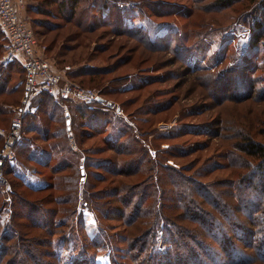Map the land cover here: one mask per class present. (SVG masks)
I'll list each match as a JSON object with an SVG mask.
<instances>
[{
  "label": "trees",
  "instance_id": "trees-1",
  "mask_svg": "<svg viewBox=\"0 0 264 264\" xmlns=\"http://www.w3.org/2000/svg\"><path fill=\"white\" fill-rule=\"evenodd\" d=\"M50 1L60 4L58 13H68L66 18H70L69 22L75 21V27H85L79 34L85 35L87 40L104 38L105 32H99L100 28L107 27L108 21L115 16L114 26L110 27L114 37L125 36L136 40L155 53H171L173 61H179L184 67L187 55L194 50L187 45V38L176 24L147 20L139 27L132 20L125 22L122 17L124 6H119L117 0ZM160 1L154 5L157 4L158 10L166 14L164 17L170 16V12L161 7L180 9L169 2L164 3L165 0ZM208 1L196 0L194 10L203 15L212 8L221 10L239 4L246 7L258 4L262 9V18L254 19L250 26V45L262 43L264 46V0H211L210 4ZM138 4L140 16L152 19L145 9L146 3ZM29 11L47 17V21L33 19L37 29L42 27L40 32H33L44 39L46 50L53 49L63 30L62 24L48 22L54 19V14L44 7L33 5ZM94 11L100 21L98 24L88 23ZM154 14L161 15L158 12ZM158 25L161 28L155 31ZM51 33L53 36L48 38ZM73 34L79 35L69 33L63 38L69 39ZM6 42L5 34L0 31V49L3 43L6 47ZM107 45L109 47L102 46L99 51L105 53L111 50L115 42L110 41ZM124 46L125 42L120 43L117 49ZM262 55L264 52L257 51L242 55L234 70L226 71L217 78L209 72V68H186L185 73L180 74V77L184 76L183 80L193 81L192 91L197 86L200 88L197 95L216 98L215 105L210 104L207 108L214 111L212 132L209 133L212 138L220 139L225 149L231 170L230 177L226 179L203 183L191 174L190 164L175 168L164 162L162 154L157 159L151 157L147 144L141 139L148 135L146 129L132 127L117 114L101 108L72 106L71 127L67 126L66 120L65 133L73 130L72 117L75 113L79 119L86 120V126L91 125L86 127L85 123L81 124L89 128L88 132L82 133L83 137L105 134L103 146L96 153L101 157L98 158L100 165L97 170L102 174L95 173L93 182L86 184L85 188L79 189L75 185L70 190L63 189L64 194L57 196L61 190L56 187V175L73 166V162L77 163V159L81 173L82 159L66 145L59 157L54 143L51 150H42L44 154L48 153V157L41 159L42 155H34L35 143L29 138H21L16 145L17 156H26L39 165V174L45 176V183L31 187L17 174L14 160L5 166L6 175L12 178L10 181L8 178L7 186L0 184V188L11 189V201L1 200L0 190V264H92L93 261L85 257V253L98 249L102 243L107 244L106 241L110 245L115 241L101 226L99 216L104 220H118L124 225L128 251L127 256L121 258L117 247L112 246L107 262L99 264H264V134L254 132L246 124L250 123H244L242 114L239 116L232 106L248 99L264 101V64L258 63ZM159 60L166 59L160 56ZM16 67L23 74L22 66L14 59L0 75V120L6 118L7 105L17 103L23 93L24 74L21 85L14 72ZM83 69L89 82L106 85L101 89V98L105 102H109V97H116L118 93L134 87L133 84H126L127 80L131 81L132 74L106 80V75L113 73L115 66L111 69ZM153 78L154 82L159 77ZM140 79L142 77L137 81L144 83ZM235 80L241 92L228 93ZM254 91L257 96L252 95ZM36 97L33 99L34 112L27 114L29 117L26 118L39 117L46 110L53 113L60 108L61 102L66 101L61 98L55 101L45 93ZM226 105L229 108L225 112ZM44 138L47 140L52 136L44 133ZM64 139H67L66 135ZM82 180L84 182L86 178L81 177ZM87 223L97 224L100 229H95V235L83 247L81 256L71 257L76 229L85 227ZM61 247L64 254L60 251Z\"/></svg>",
  "mask_w": 264,
  "mask_h": 264
},
{
  "label": "rangeland",
  "instance_id": "rangeland-1",
  "mask_svg": "<svg viewBox=\"0 0 264 264\" xmlns=\"http://www.w3.org/2000/svg\"><path fill=\"white\" fill-rule=\"evenodd\" d=\"M195 1L165 0L164 3L169 2L168 4H173L180 9L161 7L164 11L170 12V16L164 17L163 15L166 14H162V11H159L157 7V2H162L160 0H117L119 6H124L123 15H121L127 23L132 20L136 26L140 27L146 24L147 20H151L152 22H167L166 24L177 25L187 38V45L192 46L194 49L187 55L186 67L179 61L174 62L173 54L171 53H155L151 49L138 44L136 40L128 39L125 36L114 37L110 27L114 26L112 24L113 20H116L115 16L113 20L108 21L107 27L100 28L99 32H105L104 38H90V40H87L85 35L79 34L81 29L85 28L84 26L79 25V28H77L75 27V21L71 20L69 22L70 18H66L68 13L63 15L58 13L60 4H54L50 0H25L26 4L21 13L32 25L34 31L38 30L40 32L42 27L37 29L36 24L32 22L33 19L47 21V17L31 13L29 9L33 5L44 7L54 14V19L51 18L48 22L62 24L63 30L60 32L61 35L53 49L46 50L44 39L36 33L35 38L38 47L45 46V51L42 55L50 62L54 71L67 76L66 72L68 70H65V67H70L69 76L67 77L72 82L83 87L95 89L101 96V89L106 85L98 86L95 83L96 81L89 82V77L85 74V69L83 68H86L87 71L93 67L111 69V67L115 66V71L106 75V80L115 78L118 75L132 74L131 81L127 80L126 84H130V86L133 84L134 87H131L128 91L118 93L116 97H109V102L103 100L104 103L95 108H101L112 114H117L132 127L146 129L148 135L141 137V139L147 144L151 157L157 159L162 154L165 159L164 162L175 168L190 164L192 168L191 174L197 180L203 183H210L226 179L231 174L224 152L225 149L221 146L220 139L212 138L209 133L212 132L211 122L214 111L207 108L210 104L215 105L216 98L207 99L203 94L197 95V92H200V88L197 86L192 91L191 85L193 81L189 79L183 80L184 76L180 77V74L185 73L186 68H209V72L214 73L217 78L226 71L234 70L239 65L242 55L251 54L255 51L258 53L264 52L262 43L254 46L250 45V26L254 19L261 17L262 9L256 3L249 7L239 4L232 8L221 10L212 8V10L202 15L197 10H194ZM211 2V0L208 1L209 4ZM138 3L147 4H145V9L152 19L140 16ZM154 3L157 4L154 5ZM187 11H190V13H187ZM154 12L161 13V15H156ZM91 16L88 23L98 24L97 22H100L96 11ZM160 28L161 26L158 25L154 30L157 31ZM70 29L73 31L70 32ZM117 30L119 29L117 28ZM0 31L2 32L1 29ZM69 33L79 35L73 34L69 39L63 38ZM52 36L53 33L48 38ZM80 37H84V39ZM110 41L115 42L114 48L101 53L99 50L102 46L103 48L109 47L107 44ZM124 42L126 47L117 49L119 44ZM3 44L0 49V61L6 48L5 43ZM145 55L148 56L145 58ZM160 56H164L166 60H159ZM11 61H8L4 66L0 65V75ZM258 63L260 65L264 64V55L261 56ZM16 69L14 71L16 72V79L21 81L22 85L23 74L20 68L16 67ZM139 77H142L140 80L144 83L137 81ZM153 77L159 78L153 82L152 80H155ZM237 86L238 82L235 80L228 89V93H240L241 90ZM257 94L254 91L252 95L257 96ZM21 97L20 95L17 103L7 105L6 118L0 120V128L6 132L10 130L14 109L20 105ZM65 100L61 102L60 108L55 112L51 113L46 110L44 113H40L39 117L29 119L26 118L27 114L34 112L35 109L33 106L35 100H32V104L24 115L23 130L21 132V138H29L35 143L36 150L34 155H42L41 159L45 160L48 157V153L44 154L42 150H51L52 143L57 145V147L55 145V151L58 152L59 157L62 156V149L66 145L71 152H74L82 159L81 170L83 167V174L79 171L80 164L77 159V163L73 162V166L65 172L56 175V187L61 190V192L57 193V196L64 194L63 189L70 190L75 185H78L79 189L85 188L86 184L93 182L95 173L98 174L99 172L102 174V171L97 170L100 165L98 158L101 157L96 153L103 146L105 134L100 135L98 133L92 138L83 137L82 133L89 130L86 127L91 125L87 124L88 126H86V120L79 119L75 113L72 117L73 130L65 133L66 120H69L67 126L70 125L71 121L70 107L85 108L82 102L70 99ZM64 105L69 108L68 117L63 113ZM232 106L239 116L242 114L244 123L249 122L252 125L246 123L254 132L264 134V101L258 102L248 99L244 103L232 104ZM228 108L229 105H226L224 111L226 112ZM215 110L217 111L218 109L216 108ZM231 113L235 114L232 111ZM44 133L52 136V138L45 140ZM64 135L67 136V139H64ZM260 136L258 135L257 137L261 138ZM4 139L2 136L0 137V150ZM196 147L198 150H195ZM16 153L17 150L15 148V156L12 160L15 161L13 162V167L15 166L17 174L31 187L42 186L45 183V176L39 174L41 167L28 160L26 156L18 157ZM34 155L33 157H35ZM5 177L7 180L9 178V181L12 178L6 173ZM81 177L86 178L85 183L83 180L80 181ZM0 190L3 196L1 200L10 203L11 195L9 192L11 189L2 187ZM99 220H101V226L105 228L106 233L114 237L115 241L111 245L109 241H106L107 244L102 243L98 249H90L88 253H85V257L91 259L93 261H91L92 264L107 262V256L112 246L117 247L119 257H126L128 251L124 240L126 229L124 225L118 220H104L100 216ZM96 225L87 223L85 227L76 229V238L73 239V249L70 253L71 257L82 255L83 247L95 235V229H100ZM60 251L63 254L65 253L63 247L60 248Z\"/></svg>",
  "mask_w": 264,
  "mask_h": 264
},
{
  "label": "built area",
  "instance_id": "built-area-1",
  "mask_svg": "<svg viewBox=\"0 0 264 264\" xmlns=\"http://www.w3.org/2000/svg\"><path fill=\"white\" fill-rule=\"evenodd\" d=\"M25 4V0H0V29L7 38L0 65L4 66L8 61L16 59L24 74L21 102L14 109L10 130L6 132L0 128V136L5 138L0 150V184L3 186L8 185L5 166L15 156L16 145L22 136L24 115L39 93H45L54 100L61 98L79 101L87 109L104 103L97 90L78 85L65 74L52 69L50 62L42 55L45 46L38 47L31 24L21 14ZM69 69L70 67H65V70ZM63 113L66 117L69 116L66 105Z\"/></svg>",
  "mask_w": 264,
  "mask_h": 264
},
{
  "label": "water",
  "instance_id": "water-1",
  "mask_svg": "<svg viewBox=\"0 0 264 264\" xmlns=\"http://www.w3.org/2000/svg\"><path fill=\"white\" fill-rule=\"evenodd\" d=\"M67 123L69 124V120L67 121ZM81 173L83 174V168H82V170H81ZM82 179H83V177H82Z\"/></svg>",
  "mask_w": 264,
  "mask_h": 264
},
{
  "label": "crops",
  "instance_id": "crops-1",
  "mask_svg": "<svg viewBox=\"0 0 264 264\" xmlns=\"http://www.w3.org/2000/svg\"><path fill=\"white\" fill-rule=\"evenodd\" d=\"M21 14L23 15V13H21ZM68 71H69V70H68ZM68 71L66 72L67 76H69V75H68ZM69 73H72V72H69Z\"/></svg>",
  "mask_w": 264,
  "mask_h": 264
}]
</instances>
